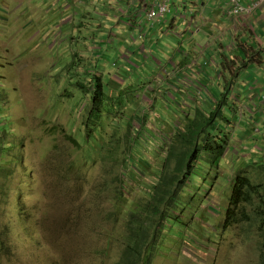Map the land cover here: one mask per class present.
<instances>
[{"label":"rangeland","instance_id":"obj_1","mask_svg":"<svg viewBox=\"0 0 264 264\" xmlns=\"http://www.w3.org/2000/svg\"><path fill=\"white\" fill-rule=\"evenodd\" d=\"M25 1L33 4H26L28 11L22 13L23 6H14L16 0H0V41L18 43L24 60L40 61L31 69L20 68L17 63L10 66V50L0 51V242L5 239L6 243L5 248L0 245V264H119L129 214L135 206L150 203L158 170L148 165L143 175L130 177L127 173L124 181L122 173L127 164L122 162L126 158L130 162L131 144L142 143L149 152L150 165L163 168V160L154 155L158 143L150 135L158 141L164 139L167 131L178 126L181 115L165 117L170 114L158 100L157 107L165 117L161 120L170 123L164 127L158 120L156 128L140 129L137 120H144L142 111L117 106L128 105V97L146 100L145 89L124 93V102L107 82L105 103L88 123L93 113L92 98L88 90L82 92L77 85H91L96 69L79 68L87 63L76 61V17L61 11L56 0ZM9 31L14 33L11 40L4 35ZM35 34L43 36L41 46L47 43L51 53H33L38 50L32 46ZM163 37L160 49L171 54L188 44L176 35ZM198 37L203 41L205 33ZM53 43L57 48H51ZM191 46L195 47L194 42ZM81 50V55L88 53L83 46ZM208 66L216 76L219 64L211 62ZM243 102L236 101V114L235 104L222 108L224 119H219L217 128L228 141L225 157L216 167L202 168L201 177L180 197L186 206L174 214L179 221L157 245L161 253L154 264H261L263 241L257 222L232 227L226 224L234 207L230 199L235 181L246 172L239 157L244 146L239 138L232 139L239 135V126H249L245 125L250 115L244 106L249 108ZM133 131L140 134V141L136 137L131 141ZM245 176L257 186L264 184V180H252V174ZM121 195H125L122 200ZM253 208H248L252 216Z\"/></svg>","mask_w":264,"mask_h":264},{"label":"crops","instance_id":"obj_2","mask_svg":"<svg viewBox=\"0 0 264 264\" xmlns=\"http://www.w3.org/2000/svg\"><path fill=\"white\" fill-rule=\"evenodd\" d=\"M258 1L242 0L245 6ZM56 2L61 11H68L76 17L79 35V39H75L76 45L79 44L76 61L87 63L79 68H95L96 76L104 80L105 92L108 89L105 83H111L121 101H126L124 93L131 95L137 88L145 89L146 100L140 99L143 104L135 107L140 111H152V101L157 104L160 100L164 110L170 114L165 117L177 116L176 113L181 117L185 114L195 116L196 109H202L208 115L215 106V100L222 99L230 85L232 92L225 100L235 104V114L239 108L236 101L239 104L241 100L247 102L249 109L244 108L250 115V120L245 122L249 126L239 130V142L244 146L239 156L241 164L244 171L248 170L247 174L253 175V180H264V6L238 21L226 18L222 13L221 6H226L229 0H175L172 14L152 26L145 15H136L141 13L138 7L140 0ZM26 4L33 3L16 0L14 6H23L22 13H26ZM44 28L51 30L46 28V24ZM191 28L195 31L189 32ZM201 33H205L203 41L198 39ZM5 34L10 40L14 35L13 31ZM42 35H34L32 46H38V50L33 53L52 52L47 43L41 46V42H45ZM164 35L179 36L188 44L171 54L160 49ZM193 42L195 47L191 46ZM17 44L8 45L0 41V51L10 50V66L17 63L20 68H36L40 61L33 58L24 60ZM81 46L83 51H88L87 54H80ZM51 48H57V43H53ZM152 53L156 55L150 57ZM50 60L53 62V56ZM56 62L61 61L57 59ZM211 62L219 64L215 69L216 76L209 71ZM156 68H159L157 73ZM147 101L151 103L144 106ZM119 108L128 107L122 105ZM157 115L165 118L160 111ZM160 122L166 127L164 120ZM171 126L174 127L172 122ZM228 131L225 129L226 133Z\"/></svg>","mask_w":264,"mask_h":264},{"label":"trees","instance_id":"obj_3","mask_svg":"<svg viewBox=\"0 0 264 264\" xmlns=\"http://www.w3.org/2000/svg\"><path fill=\"white\" fill-rule=\"evenodd\" d=\"M103 82L104 80L100 77L91 82V84L94 83L93 87H95L96 92L91 97L93 102L91 111L93 113L89 115L88 123L92 122L91 119H95L96 109L105 103L107 94L104 91ZM81 88L84 89L85 87L81 85ZM226 90L227 92L222 95V99L220 97L215 102L212 112L208 115L202 109H196L195 116L185 114L179 121L180 125L167 131L164 139L158 141L155 135H150V138L158 143L154 155L156 154L159 160H163V168L159 164L150 165V160L146 156V153L149 154V152L145 150L144 145H141L142 143L131 144L129 147L128 158L130 162H127V158L122 162L124 163L123 166L125 163L127 164L122 173L123 180H127V173L130 177H140L139 174L143 175L148 165L157 166L155 167L158 169L156 171L157 186L150 203L144 206H135L129 214L127 232L123 237L125 250L119 264H154L156 255L161 253L157 245L162 242L164 234L175 227L179 221V217L174 216V214L181 210V206H186L180 197L186 193V189L192 181L195 182L196 178L201 177L202 168L205 169L206 166L216 167L224 159L228 149V141L219 134L217 124L223 115L222 108L225 104H230L228 99L225 100L227 94L232 92L230 85L226 87ZM112 105L116 104L112 103ZM223 119L221 118V121ZM137 121L141 123L140 129L148 128L149 123L141 118ZM164 121L167 123L166 120ZM157 122L159 121L157 120ZM135 131L132 133V142L134 137L139 141L141 140L140 134L135 133ZM204 139H208V141L204 142ZM261 187L253 185L251 179L246 176H239L236 179L230 199V204L234 207L228 212L226 224L228 227H232L237 224L257 222L263 241L261 264H264V192H261ZM120 197L119 199L122 200L125 195ZM250 207H254V216L249 212L248 208ZM233 211L239 214L233 213ZM167 223H170V226ZM0 245L5 248V239L0 242Z\"/></svg>","mask_w":264,"mask_h":264},{"label":"built area","instance_id":"obj_4","mask_svg":"<svg viewBox=\"0 0 264 264\" xmlns=\"http://www.w3.org/2000/svg\"><path fill=\"white\" fill-rule=\"evenodd\" d=\"M174 2L175 0H140L138 7L141 9V13L136 15H145L148 23L155 26L172 14ZM262 6H264V0H259L252 6H245L242 0H229L226 6H221V10L226 18L239 21L244 17L251 16ZM143 24L144 22L141 25Z\"/></svg>","mask_w":264,"mask_h":264},{"label":"clouds","instance_id":"obj_5","mask_svg":"<svg viewBox=\"0 0 264 264\" xmlns=\"http://www.w3.org/2000/svg\"><path fill=\"white\" fill-rule=\"evenodd\" d=\"M173 8H174V6H173ZM172 8V9H173ZM257 11V10H256ZM255 13V12H254ZM169 16V15H168ZM95 77L96 78H98L97 76H96V74H95ZM96 78H94V79H96ZM93 79V80H94ZM92 82V81H91ZM94 84V83H93ZM93 84H91V85H89V86H86V85H84V83H78V85H77V87H78V89H81V91L83 92V91H86V90H88V94H90V96L92 97V95L96 92V89H95V87H93ZM81 85H83L85 88L83 89V88H81ZM88 88V89H87ZM136 91H139L140 90V88H137V89H135ZM91 91H92V93H91ZM136 97H138V98H134V97H128V105H126V103H125V105L127 106V107H132V108H135L136 106H138V105H141V104H143V102L142 101H140V99L141 98H139V96H136ZM119 99V98H118ZM119 101H121V100H119ZM122 101H124V102H126L124 99L122 100ZM124 102H122V103H124ZM150 102V101H149ZM153 102V106H154V108H152V111H150V112H152V113H155V115H156V117H158L157 119L156 118H152V114L151 113H147V111H142V112H140V114L144 117L143 119V121H145V122H147V123H149V127H151V128H156L157 127V120H161V119H164V118H162V117H159L157 114H158V110H157V104H156V102L155 101H152ZM151 103V102H150ZM93 104V103H92ZM117 105V104H116ZM122 105H124V104H121V105H118V107H122ZM136 109V108H135ZM121 110H124V109H121ZM138 113V112H137ZM136 113V114H137ZM144 113V114H143ZM149 118V119H148ZM142 119V118H141ZM152 119H154V122H152ZM182 120V119H181ZM180 122H178V126L180 125L179 124ZM173 124L175 125V123L173 122ZM172 127V126H171ZM176 127V126H175ZM239 130H240V126H239ZM230 133H231V130H230ZM239 138V135H237L236 137L235 136H232V139L233 140H236L237 141V139ZM246 171H248V170H246ZM208 175V174H207ZM245 175H248L246 172H245V174L243 175V176H245ZM249 178V177H248ZM253 180V179H252ZM253 183V185H255V186H257L254 182H252ZM259 186H261V185H259ZM261 192L263 193L264 192V184L262 185V187H261ZM233 193V192H232ZM231 205V204H230ZM230 209V208H229Z\"/></svg>","mask_w":264,"mask_h":264}]
</instances>
